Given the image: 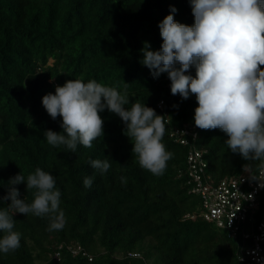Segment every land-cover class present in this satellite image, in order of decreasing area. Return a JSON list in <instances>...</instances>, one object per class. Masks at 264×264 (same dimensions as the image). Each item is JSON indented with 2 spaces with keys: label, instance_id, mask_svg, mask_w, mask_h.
Listing matches in <instances>:
<instances>
[{
  "label": "trees",
  "instance_id": "obj_1",
  "mask_svg": "<svg viewBox=\"0 0 264 264\" xmlns=\"http://www.w3.org/2000/svg\"><path fill=\"white\" fill-rule=\"evenodd\" d=\"M173 7L177 22L194 24L190 0H0V197L7 195L10 178H26L39 167L55 177L66 221L62 230L49 231V217L16 213L20 247L0 253V264H243L242 248L254 245L252 237H233L200 215L203 199L192 192L197 182L189 169L191 148L170 133L195 127L193 144L203 151L207 181L239 176L245 165L257 173L259 162L232 153L219 129L197 128L195 95H172L168 74L154 78L141 63L145 43L160 49L158 24ZM186 74L195 76V67ZM70 79H95L122 93L128 83L126 107L138 101L164 117L163 143L173 155L162 175L139 167L124 123L107 109L100 113L104 135L91 148L78 144L70 152L47 143L44 132H62V118L47 114L42 97ZM106 158V173L91 168L90 160ZM86 176L93 177L90 188L83 185ZM16 187L31 203L35 189L27 190L26 182ZM263 216L264 189L254 221L245 225L249 232L258 233ZM59 243L66 247L55 260ZM68 245L83 252L73 254Z\"/></svg>",
  "mask_w": 264,
  "mask_h": 264
},
{
  "label": "clouds",
  "instance_id": "obj_2",
  "mask_svg": "<svg viewBox=\"0 0 264 264\" xmlns=\"http://www.w3.org/2000/svg\"><path fill=\"white\" fill-rule=\"evenodd\" d=\"M190 4L194 24L177 22V9L171 8L158 24L163 41L160 49L151 50V45L145 43L141 63L154 78L168 74L172 95L185 100L195 95V126L224 132L227 148L245 160L258 161L259 175L264 177V0H190ZM192 67L195 76L186 74ZM127 85L123 93L95 79H70L57 85L54 94L42 97V105L53 120L62 118L63 131L46 130L47 143L66 146L70 152H75L78 144L91 148L93 141L104 135L100 113L107 109L124 123V135L133 144L132 153L139 167L162 175L173 155L163 143L164 117L138 101L126 107L130 103ZM89 163L101 174L111 167L108 158ZM250 167L245 165L244 170ZM121 181L127 182L124 177ZM24 182L27 190L35 189L31 203L20 198L16 187ZM92 183V176L83 180L85 188ZM8 184L7 195L0 197V203L10 201L6 208H0V253L8 254L20 247L21 234L14 231L16 213L49 217V231L64 228L61 192L51 173L38 167L26 178L16 174ZM61 244H57L52 258Z\"/></svg>",
  "mask_w": 264,
  "mask_h": 264
},
{
  "label": "built area",
  "instance_id": "obj_3",
  "mask_svg": "<svg viewBox=\"0 0 264 264\" xmlns=\"http://www.w3.org/2000/svg\"><path fill=\"white\" fill-rule=\"evenodd\" d=\"M194 128L176 127L171 131L170 136L191 148L188 154L189 169L191 176L197 182L192 192L200 194L203 199L200 215L215 222L219 229L228 230L233 237L239 234H242L244 240L252 237L254 245L242 248L240 261L243 264H264V216L258 225V233L252 234L245 226L254 221L253 213L258 206V195L264 189L260 186L264 183L261 181L264 177H260L259 172L245 171L239 176H228L216 183L204 179L201 172L206 162L203 151L197 149L195 143L193 144L198 137V132ZM249 212L252 213L250 217ZM63 248V244L58 247L53 254L54 259L60 260ZM68 248L73 254L83 252L80 246H68Z\"/></svg>",
  "mask_w": 264,
  "mask_h": 264
}]
</instances>
